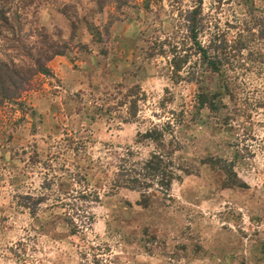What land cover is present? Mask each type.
<instances>
[{"label": "rangeland", "instance_id": "obj_1", "mask_svg": "<svg viewBox=\"0 0 264 264\" xmlns=\"http://www.w3.org/2000/svg\"><path fill=\"white\" fill-rule=\"evenodd\" d=\"M6 6L20 15L16 46L63 53L24 83L2 64L17 57L0 39V264H96L92 251L98 264H264V35L251 28L264 0ZM195 7L201 44L214 31L232 43L250 26L223 72L205 69L187 38L182 13ZM126 153L169 156L176 179L111 187ZM73 174L96 201L66 194L79 190ZM25 194L41 198L33 215L18 205ZM71 204H86L81 218Z\"/></svg>", "mask_w": 264, "mask_h": 264}, {"label": "trees", "instance_id": "obj_2", "mask_svg": "<svg viewBox=\"0 0 264 264\" xmlns=\"http://www.w3.org/2000/svg\"><path fill=\"white\" fill-rule=\"evenodd\" d=\"M11 1L12 0H0V32H6L10 36V38H7V36L0 34V39L6 44L7 50L16 52L17 59L14 61L13 58H7L2 64L14 73L16 72L15 74L19 76V79L24 83H27L36 74L48 75L49 71L45 67L46 62L51 60L54 56L62 55L63 52L51 43H45L44 45L38 46V48H36L35 44L32 42L16 46V37H18V33L20 34L22 24L19 22L20 15L15 11H10L6 6ZM200 15L199 7L183 11L182 20L184 22V30L187 33V38L192 42L197 60L205 64V69L207 68L213 73H219V71L223 72V67L230 65L234 57L238 56L236 53L240 51L239 49H245L244 46L249 44L250 41L247 39L248 35H244V33H251V30L248 28L250 26H248V23L246 22L241 24V26H239L240 30L234 40H232V43L226 42L225 36L222 32L214 31L210 34L206 43L201 44L197 40V35L203 32L205 26L203 22L204 19L200 17ZM252 27H257L259 33L264 35V16H254L252 18L251 28ZM36 36L44 38V35L41 33ZM257 37L260 38L259 36ZM248 53H251V51H248ZM175 57L178 60H187L186 56L175 54L173 58ZM178 69H180L179 65L177 66L176 71ZM2 95L0 96V100L8 99L6 95ZM200 101L201 100H198L199 105H203L204 102ZM135 102L134 99L130 100L131 106L129 107V112L131 115L132 113L134 115ZM153 132L155 133L156 131L153 130ZM71 143H73V141L67 139V144L70 145ZM162 158H167V162L169 163V156L166 155H151L150 159L135 162L132 161L131 154L126 153L125 156L118 159L115 166L117 171L114 182L115 185L111 184V187L123 186L128 189L143 191L149 188L150 185H152L151 183L155 181V185L159 188H168L172 180L176 179V176L165 168V163L162 161ZM70 184L73 185V189L75 186H78L79 190L74 193L67 192L66 194H70V196L74 195L75 199L78 201L85 203L87 201H96L98 199L95 190H89L84 184L82 185V178L80 176L76 174H73V176L71 175ZM45 185L49 187L50 182L46 181ZM140 193H142L140 195H144V192ZM19 199L20 201L18 202V205L27 209L31 215L36 212L38 203L41 201L39 196L36 197L29 194L19 196ZM58 205L61 206L59 203ZM85 205L86 204H80L79 206H76V204H71L70 211L72 214H68V216L71 218V215L74 214L76 217L81 218L82 214L80 215L79 213L86 208ZM70 218H67L68 224L73 222ZM85 255L86 254L83 253L82 257L84 258ZM90 259L93 263L98 264V259L95 258L93 251Z\"/></svg>", "mask_w": 264, "mask_h": 264}]
</instances>
